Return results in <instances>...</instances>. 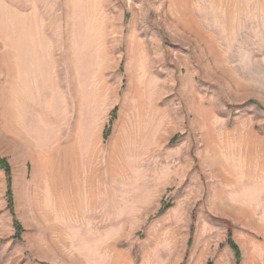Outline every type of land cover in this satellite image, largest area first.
Here are the masks:
<instances>
[{
	"label": "rangeland",
	"instance_id": "1",
	"mask_svg": "<svg viewBox=\"0 0 264 264\" xmlns=\"http://www.w3.org/2000/svg\"><path fill=\"white\" fill-rule=\"evenodd\" d=\"M264 264V0H0V264Z\"/></svg>",
	"mask_w": 264,
	"mask_h": 264
},
{
	"label": "trees",
	"instance_id": "2",
	"mask_svg": "<svg viewBox=\"0 0 264 264\" xmlns=\"http://www.w3.org/2000/svg\"><path fill=\"white\" fill-rule=\"evenodd\" d=\"M229 243L233 246V248L236 250V258H237V264H239L240 262V252L238 249V246L236 245V243L232 240V237L229 238Z\"/></svg>",
	"mask_w": 264,
	"mask_h": 264
}]
</instances>
